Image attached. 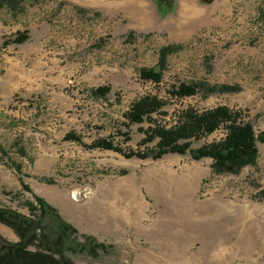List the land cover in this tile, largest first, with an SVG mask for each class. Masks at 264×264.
<instances>
[{
  "label": "rangeland",
  "instance_id": "374dc122",
  "mask_svg": "<svg viewBox=\"0 0 264 264\" xmlns=\"http://www.w3.org/2000/svg\"><path fill=\"white\" fill-rule=\"evenodd\" d=\"M182 83L198 92L174 96ZM145 96L165 106L131 124ZM218 106L264 130V0H0V206L30 215L40 197L111 247L77 264H264V143L238 173L189 153L127 156L157 149L150 127ZM104 138L121 152L89 148ZM0 235L19 240L3 223Z\"/></svg>",
  "mask_w": 264,
  "mask_h": 264
},
{
  "label": "trees",
  "instance_id": "16d2710c",
  "mask_svg": "<svg viewBox=\"0 0 264 264\" xmlns=\"http://www.w3.org/2000/svg\"><path fill=\"white\" fill-rule=\"evenodd\" d=\"M27 37L21 35L16 42ZM146 80L159 81L161 74L143 70ZM197 84H180L172 94L178 98L190 97L198 92ZM229 86L221 91H234ZM215 91V87L211 92ZM98 94H106L109 87L100 88ZM165 106L155 96H145L133 103L125 118L131 124H142ZM221 127L226 129L223 139L191 148L192 141H198ZM146 140H157V149L143 155L130 152L128 157L160 159L168 154H187L195 160L212 159L213 168L222 173H238L243 167L255 163L258 157V143H264V130L256 134L251 122L241 112L227 106H218L205 111L185 109L179 120L171 127L155 125L145 132ZM68 140L79 141L76 135L68 134ZM91 149L121 152L112 141L104 138L94 141ZM26 189L28 186L24 185ZM30 215L0 206V223L12 228L19 240L11 242L0 235V264H77L71 256L85 255L98 259L107 254L109 245L99 242L94 236L79 234L78 230L59 214L56 208L40 197L35 204H28Z\"/></svg>",
  "mask_w": 264,
  "mask_h": 264
}]
</instances>
